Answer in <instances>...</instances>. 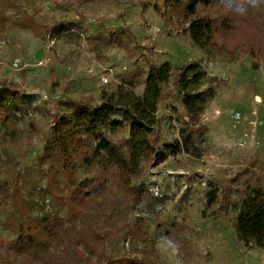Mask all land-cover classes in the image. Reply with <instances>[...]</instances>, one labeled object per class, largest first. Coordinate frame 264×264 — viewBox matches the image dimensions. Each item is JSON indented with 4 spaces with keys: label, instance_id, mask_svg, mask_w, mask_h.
Wrapping results in <instances>:
<instances>
[{
    "label": "rangeland",
    "instance_id": "1",
    "mask_svg": "<svg viewBox=\"0 0 264 264\" xmlns=\"http://www.w3.org/2000/svg\"><path fill=\"white\" fill-rule=\"evenodd\" d=\"M213 1L198 8L199 17H223L226 0ZM185 2L0 0V111L13 120L9 132L0 125V264L8 261L23 202L32 217L59 223L53 252L67 255L64 264H131L134 257L140 264H264V252L247 249L234 229L242 199L264 188V0H255L246 19L227 16L231 28L206 49L190 38ZM68 25L74 29L54 35ZM164 63L173 74L158 104L156 135L159 144L181 149L133 180L151 195L150 213L142 204L132 207L80 151L66 167L52 131L57 118H71L67 101L94 109L123 83L142 94L150 66ZM194 63L207 73L201 89L216 90L197 123L178 84ZM102 130L118 146L129 137L127 127ZM189 134L195 148L187 151ZM86 180L107 183L106 192L90 188L76 218L69 212L72 193ZM168 225H175L169 231L179 246L167 238Z\"/></svg>",
    "mask_w": 264,
    "mask_h": 264
},
{
    "label": "trees",
    "instance_id": "2",
    "mask_svg": "<svg viewBox=\"0 0 264 264\" xmlns=\"http://www.w3.org/2000/svg\"><path fill=\"white\" fill-rule=\"evenodd\" d=\"M213 2V0H186L183 8L190 38L195 46L202 49L212 45L219 32L229 31L231 26L228 23L232 20V16H227L234 14L235 17L243 18L254 12L252 6L255 0H226L221 3L223 17L216 19L199 17L198 8L209 7ZM72 29L74 27L70 25L59 26L54 28L53 32L54 35H59ZM239 44L244 46V43ZM181 72L178 84L180 91L185 93L183 105L190 121L197 123L204 113L205 104L216 96V90L213 86L205 90L201 89L207 73L200 64H191ZM172 74L173 68L170 63L161 66L152 65L142 94L135 92L134 84L123 83L118 87L117 92L104 93L101 104L94 109L88 108L85 104L67 101L66 106L72 111L71 118H57L52 131L53 142L63 158L64 165L68 167L73 153L80 151L84 156V162L97 163L101 166L105 178H110L132 207L142 204L152 213L151 195L142 187H135L133 180L141 177L148 164L163 163L169 155L175 156L181 149L179 143L176 146L159 144L156 135L159 127L158 104L164 86L169 82ZM3 101V95L0 94V110ZM119 113L123 114L122 119H114L113 117ZM12 121L9 113L0 111V125L8 132L9 128H13ZM124 127L129 128V137L120 146L111 142L102 130L109 128L114 131ZM189 146L195 148L192 134L184 138L182 148L189 151ZM173 148L176 151H171ZM195 155L200 156L199 153ZM106 186L107 183L103 182L101 185L95 184L92 180L84 181L72 193V197H76L73 198L69 208L72 216L77 218L76 210L83 212L86 209L87 201L91 196L90 188L91 190L102 188L103 195ZM217 193L218 191L208 193L210 203L215 202ZM18 211L21 220L14 227L15 238L6 245L8 261L5 264H64L67 255L59 257L53 252L60 235L59 223L47 217L44 219L32 217L30 208L25 202ZM237 211L234 229L238 241L247 249L264 252V188L251 189L240 202ZM174 226L168 225V229L164 232L175 246H179L178 239L169 231ZM68 243L67 241L66 245ZM76 256L85 255L77 249ZM130 263L140 264L136 257L131 258Z\"/></svg>",
    "mask_w": 264,
    "mask_h": 264
},
{
    "label": "built area",
    "instance_id": "3",
    "mask_svg": "<svg viewBox=\"0 0 264 264\" xmlns=\"http://www.w3.org/2000/svg\"><path fill=\"white\" fill-rule=\"evenodd\" d=\"M103 83H104V84H109V83H110V82H109V79H108V78L103 79Z\"/></svg>",
    "mask_w": 264,
    "mask_h": 264
}]
</instances>
